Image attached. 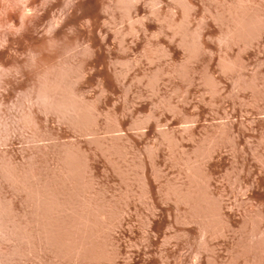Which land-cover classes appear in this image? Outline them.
<instances>
[{
    "label": "rangeland",
    "instance_id": "1",
    "mask_svg": "<svg viewBox=\"0 0 264 264\" xmlns=\"http://www.w3.org/2000/svg\"><path fill=\"white\" fill-rule=\"evenodd\" d=\"M0 264H264V0H0Z\"/></svg>",
    "mask_w": 264,
    "mask_h": 264
},
{
    "label": "bare ground",
    "instance_id": "2",
    "mask_svg": "<svg viewBox=\"0 0 264 264\" xmlns=\"http://www.w3.org/2000/svg\"><path fill=\"white\" fill-rule=\"evenodd\" d=\"M195 204V203H194ZM208 223V222H207ZM221 223V222H220ZM225 226V225H224ZM207 228V227H206ZM223 228V227H222ZM208 231V230H207ZM204 234H205V232H204Z\"/></svg>",
    "mask_w": 264,
    "mask_h": 264
}]
</instances>
